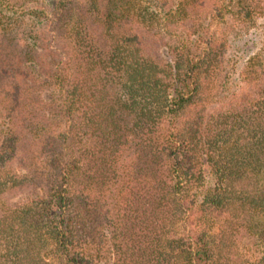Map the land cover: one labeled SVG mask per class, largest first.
<instances>
[{
    "label": "trees",
    "instance_id": "16d2710c",
    "mask_svg": "<svg viewBox=\"0 0 264 264\" xmlns=\"http://www.w3.org/2000/svg\"><path fill=\"white\" fill-rule=\"evenodd\" d=\"M0 264H264V0H0Z\"/></svg>",
    "mask_w": 264,
    "mask_h": 264
}]
</instances>
